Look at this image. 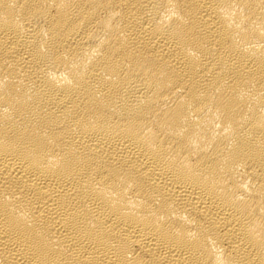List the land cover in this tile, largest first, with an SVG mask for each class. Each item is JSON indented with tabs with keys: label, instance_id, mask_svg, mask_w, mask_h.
I'll return each mask as SVG.
<instances>
[{
	"label": "bare ground",
	"instance_id": "6f19581e",
	"mask_svg": "<svg viewBox=\"0 0 264 264\" xmlns=\"http://www.w3.org/2000/svg\"><path fill=\"white\" fill-rule=\"evenodd\" d=\"M0 264H264V0H0Z\"/></svg>",
	"mask_w": 264,
	"mask_h": 264
}]
</instances>
